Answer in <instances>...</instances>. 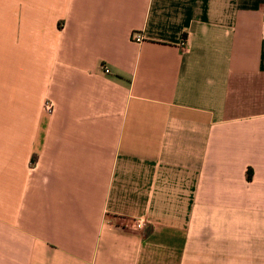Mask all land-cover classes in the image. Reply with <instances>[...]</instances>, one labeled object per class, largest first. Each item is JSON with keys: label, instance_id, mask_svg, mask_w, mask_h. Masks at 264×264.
<instances>
[{"label": "crops", "instance_id": "crops-1", "mask_svg": "<svg viewBox=\"0 0 264 264\" xmlns=\"http://www.w3.org/2000/svg\"><path fill=\"white\" fill-rule=\"evenodd\" d=\"M0 264H264V0H0Z\"/></svg>", "mask_w": 264, "mask_h": 264}, {"label": "built area", "instance_id": "built-area-1", "mask_svg": "<svg viewBox=\"0 0 264 264\" xmlns=\"http://www.w3.org/2000/svg\"><path fill=\"white\" fill-rule=\"evenodd\" d=\"M134 40L135 41H140L141 40V36L140 35H136V36H134ZM182 44H183V41H182ZM104 72L105 73H108V69H105L104 70ZM53 104L51 103V102H46L45 103V105H44V110L47 112V113H52L53 112ZM143 226H144V221H142V220H140V221H137V222H135V228L137 229V230H140V229H142L143 228Z\"/></svg>", "mask_w": 264, "mask_h": 264}, {"label": "trees", "instance_id": "trees-1", "mask_svg": "<svg viewBox=\"0 0 264 264\" xmlns=\"http://www.w3.org/2000/svg\"><path fill=\"white\" fill-rule=\"evenodd\" d=\"M251 178V174L248 173V180Z\"/></svg>", "mask_w": 264, "mask_h": 264}]
</instances>
